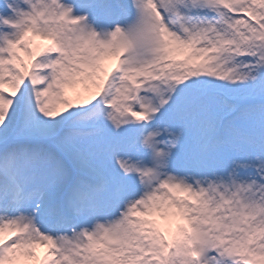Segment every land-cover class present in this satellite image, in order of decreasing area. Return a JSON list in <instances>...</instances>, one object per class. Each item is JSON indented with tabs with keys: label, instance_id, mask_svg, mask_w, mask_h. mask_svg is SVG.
<instances>
[{
	"label": "snow or ice",
	"instance_id": "snow-or-ice-1",
	"mask_svg": "<svg viewBox=\"0 0 264 264\" xmlns=\"http://www.w3.org/2000/svg\"><path fill=\"white\" fill-rule=\"evenodd\" d=\"M0 264H264V0H0Z\"/></svg>",
	"mask_w": 264,
	"mask_h": 264
}]
</instances>
